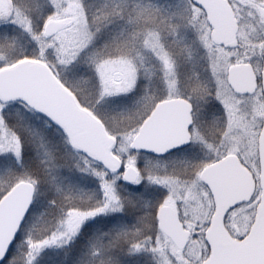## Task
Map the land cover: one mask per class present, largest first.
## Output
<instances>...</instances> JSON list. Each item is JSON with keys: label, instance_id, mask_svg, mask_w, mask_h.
Wrapping results in <instances>:
<instances>
[{"label": "snow or ice", "instance_id": "6c2138e0", "mask_svg": "<svg viewBox=\"0 0 264 264\" xmlns=\"http://www.w3.org/2000/svg\"><path fill=\"white\" fill-rule=\"evenodd\" d=\"M0 264H264V0H0Z\"/></svg>", "mask_w": 264, "mask_h": 264}]
</instances>
